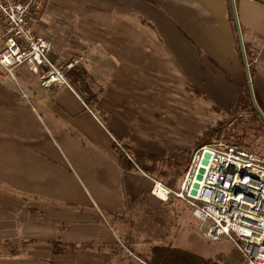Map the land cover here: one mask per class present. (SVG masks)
Listing matches in <instances>:
<instances>
[{
    "label": "crops",
    "instance_id": "0c3cea01",
    "mask_svg": "<svg viewBox=\"0 0 264 264\" xmlns=\"http://www.w3.org/2000/svg\"><path fill=\"white\" fill-rule=\"evenodd\" d=\"M43 3L31 17L36 33L53 41L54 62L80 61L88 88L67 77L68 87L39 81L24 92L0 74V264H148L155 246L169 245L154 244L147 256L138 243L121 248L102 220L128 198L152 210L165 203L151 194L157 177L121 167L114 139L166 157L193 148L214 107L234 113L241 83L264 101V0ZM96 111L108 116L106 126ZM8 241L34 242L4 249ZM56 241L92 246L55 253Z\"/></svg>",
    "mask_w": 264,
    "mask_h": 264
},
{
    "label": "built area",
    "instance_id": "2783aa9c",
    "mask_svg": "<svg viewBox=\"0 0 264 264\" xmlns=\"http://www.w3.org/2000/svg\"><path fill=\"white\" fill-rule=\"evenodd\" d=\"M43 8V0H0V67L13 77L25 67L45 88L68 87L67 73L80 61L52 60L53 41L39 36L31 21ZM153 182V196L162 202L176 197L192 208L202 227L210 223L206 239L228 238L239 250L241 264H264V154L223 138L195 152L179 190L159 179Z\"/></svg>",
    "mask_w": 264,
    "mask_h": 264
},
{
    "label": "rangeland",
    "instance_id": "374dc122",
    "mask_svg": "<svg viewBox=\"0 0 264 264\" xmlns=\"http://www.w3.org/2000/svg\"><path fill=\"white\" fill-rule=\"evenodd\" d=\"M0 74L2 76H10L18 85V89L24 92H26L27 85L39 83L37 76L25 67L16 69L15 77L7 74L1 68ZM84 100L89 107H92L91 98L85 97ZM205 100L211 101V99ZM213 110L214 113L211 114L213 123L221 120L231 121L220 139L224 138L226 142H232L249 150L264 154V118L262 115L260 118H257L253 112L245 110L240 111L239 114L237 113V108L232 110L239 114L237 116L234 113H226L223 109L217 107H214ZM219 111L222 113L218 114ZM96 112L97 116L102 119V124L106 126L108 116L101 114V112ZM215 112L217 113L215 114ZM203 131L196 136L197 140ZM114 142L115 150L119 157L121 154H125L135 164L137 169H145L147 166L152 167L155 172L150 173V175L157 177L173 189H180L185 168L183 166L178 167L175 164L176 162H173V158H176L175 154H178L179 151L171 152L166 157L147 154L148 160L143 161L139 159L138 151L131 147L128 140L121 141L114 139ZM66 160L71 171L77 175L78 181L84 187V191H91L90 181L75 170L72 157L67 155ZM101 214L104 224L118 237L117 245L124 248L123 246L127 244L131 248L129 241L133 242V244L138 243L142 245V250L140 251L143 256L149 254L154 244L185 248L200 256H203L206 251L224 249L227 250L228 255L222 257V264H235L240 255L239 250L235 248L228 238H222L219 241L206 239L203 233L210 226V223L201 228L200 221L194 216L192 208L176 197H172L157 210L146 208L144 200L139 202L130 198L126 202L124 210L118 213V215L114 216L106 212ZM3 246L4 249H8L12 248L14 244L8 241Z\"/></svg>",
    "mask_w": 264,
    "mask_h": 264
},
{
    "label": "trees",
    "instance_id": "16d2710c",
    "mask_svg": "<svg viewBox=\"0 0 264 264\" xmlns=\"http://www.w3.org/2000/svg\"><path fill=\"white\" fill-rule=\"evenodd\" d=\"M250 72L251 75L253 74L251 67H250ZM82 72L77 70L76 67H74L72 70H70L67 73V77L70 79L72 85H76L77 83H83L84 87H87L86 82H83V77H82ZM254 96L255 98L253 99L251 95L250 88L248 86L247 81L244 83L240 84V98L238 101V106L236 107L238 109L239 113L240 111H247V112H253V114L256 115L257 118H260L261 114L258 111L254 100L256 101V104L260 108V110L264 113V101L262 98L259 96V93L256 92L254 89ZM236 112H234V115H239ZM231 123V121L227 120H221L216 123H212L209 125L199 136V139L193 146V148L179 152L178 154H175L176 157V163L178 167H184L185 171L184 173L187 172L189 165L191 163L192 157L195 154V152L200 149L201 147L211 144L216 140H219L223 135L225 130L227 129V126ZM231 145H237L232 142H227ZM239 146V145H237ZM119 151V150H118ZM120 152V151H119ZM138 157L141 160H148L147 159V154L138 152ZM120 165L123 169L125 170H134L136 169V166L133 162H131L125 154L120 155ZM144 172L147 174L155 172V170L152 167H145V169L141 168ZM130 200V198L127 199V202ZM34 241H23L19 245H14L13 249L18 250L21 247L33 243ZM54 247V252L59 253L63 252L66 250H79V249H85V248H90L92 244H67V243H62L59 241L53 242L52 243ZM148 264H222V257H218L217 259H205L201 256H198L196 254L187 252L185 250H182L180 248H172L169 246H155L152 249V258Z\"/></svg>",
    "mask_w": 264,
    "mask_h": 264
},
{
    "label": "water",
    "instance_id": "95a60500",
    "mask_svg": "<svg viewBox=\"0 0 264 264\" xmlns=\"http://www.w3.org/2000/svg\"><path fill=\"white\" fill-rule=\"evenodd\" d=\"M253 99H254V98H253ZM254 103H255V105H256L258 111L260 112V114H261V115L263 116V118H264V113L260 110V108H259L258 105L256 104V101H255V100H254ZM208 157H209V154H206L205 159H204V161H203V165H204V166L207 164ZM204 172H205L204 167L200 168L199 173H198V176H197V181H198V182L202 180ZM198 182L194 185V190L191 192L192 195H196V194H197V189L199 188V183H198Z\"/></svg>",
    "mask_w": 264,
    "mask_h": 264
}]
</instances>
